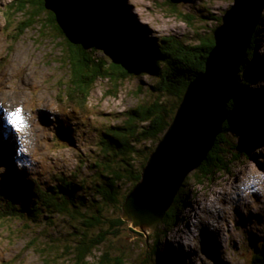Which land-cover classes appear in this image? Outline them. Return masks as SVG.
Listing matches in <instances>:
<instances>
[{
  "label": "rangeland",
  "instance_id": "374dc122",
  "mask_svg": "<svg viewBox=\"0 0 264 264\" xmlns=\"http://www.w3.org/2000/svg\"><path fill=\"white\" fill-rule=\"evenodd\" d=\"M24 1L0 0V133L9 136L8 145L7 141L0 148V193L10 181L16 182L20 189L14 198L21 210L17 218L0 220V264H77L68 252L83 232L80 222L45 208L38 212L30 183L38 182L45 193L54 195L66 180L91 186L104 133L128 127L130 114L152 107L161 96L157 80L151 76L137 74L118 86L99 79L87 111L63 110L58 95L70 83L69 71L62 66L64 51L56 34L44 24L26 29L29 17L20 11ZM103 1L125 13L128 27L147 39L173 37L187 45H198L202 37L214 35L235 3ZM259 24L255 65L260 74L249 91L251 97L259 95L263 100L258 127L264 135V13ZM97 48L96 58L108 63L126 56L125 49L108 37L99 38ZM162 103L172 109L176 100L168 96ZM18 110L24 121L19 132L9 122L10 114ZM59 114L68 115L72 141L61 130ZM230 141L235 148L246 145L237 137H230ZM154 147L151 143L140 146L143 152L138 161H144ZM247 147L249 153L245 152L239 162H230L226 173L205 186L194 184L198 170L187 178L189 207L182 215L184 222L168 238L177 264H253L257 248L264 243V226H260L261 221L264 224V143ZM216 196L220 201L214 208L210 200ZM210 204L219 213H209ZM125 223L118 235H110L105 246L89 259L90 264H99L104 253L113 258L124 255L126 264H174L151 258L150 247L155 245L159 229L146 235Z\"/></svg>",
  "mask_w": 264,
  "mask_h": 264
},
{
  "label": "trees",
  "instance_id": "16d2710c",
  "mask_svg": "<svg viewBox=\"0 0 264 264\" xmlns=\"http://www.w3.org/2000/svg\"><path fill=\"white\" fill-rule=\"evenodd\" d=\"M73 2L79 17L71 27L60 25L56 17L46 11L43 0H26L20 8V11L29 17L26 29L37 23L40 26L44 24L56 34L64 51L62 66L69 71L70 83L58 95L59 106L69 112H85L99 79L108 80L118 86L137 74L155 78L158 84L157 92L161 96V100L152 107L130 114L128 127L104 133L101 157L100 161L94 164L95 174L91 186H84V182L77 184L66 180L54 195L45 193L38 182L30 183L31 192L38 197L35 200L38 212L45 208L67 220L80 222L83 232L68 253L73 254L77 264H90L89 259L105 246L108 237L117 236L120 228L126 224L121 217L126 197L141 181L142 171L169 129L187 88L206 71L207 60L216 46V41L213 34L202 37L198 45H187L173 37L147 39L132 26L128 27L130 22L125 18V13L116 11L109 2ZM43 16L47 19H43ZM259 26L247 52L245 69L241 68L234 98L229 103V116L223 133L217 138L215 147L205 163L195 173V186H205L220 174L226 173L230 162H239L245 152L249 153L247 146L253 144L258 147L264 143V135L258 127L259 108L263 100L259 95L251 97L249 91L255 76L260 74L255 65ZM101 37H108L121 45L126 56L111 63L96 58L98 39ZM168 96L176 100L172 109L162 103L163 98ZM59 116L62 122L61 130L69 138L68 141H72L68 130V115ZM230 137H237L246 145L235 148ZM0 138V148H3L7 141L8 145V135L0 133ZM148 143L156 147L144 161L139 162L138 156L143 152L139 147ZM233 152L235 154H232ZM230 154L233 159L229 161ZM19 189L14 181L2 188L0 220L20 216L21 210L14 198ZM187 189H190V186L186 182L156 232L158 239L154 240L155 245L150 247L151 258L156 261H172L177 264L176 253L169 247L168 238L184 222L182 215L189 207L187 200L190 195L186 194ZM80 193L85 195L81 196ZM165 254L169 257H165ZM126 261L124 255L113 258L109 253H104L99 258V264H126ZM253 264H264V243L257 248Z\"/></svg>",
  "mask_w": 264,
  "mask_h": 264
},
{
  "label": "water",
  "instance_id": "95a60500",
  "mask_svg": "<svg viewBox=\"0 0 264 264\" xmlns=\"http://www.w3.org/2000/svg\"><path fill=\"white\" fill-rule=\"evenodd\" d=\"M58 23L71 27L77 20L73 0H43ZM214 32L216 46L206 71L187 88L174 119L151 154L141 181L122 206V220L137 232L155 233L187 178L207 160L223 133L228 106L264 13V0H234Z\"/></svg>",
  "mask_w": 264,
  "mask_h": 264
},
{
  "label": "snow or ice",
  "instance_id": "6c2138e0",
  "mask_svg": "<svg viewBox=\"0 0 264 264\" xmlns=\"http://www.w3.org/2000/svg\"><path fill=\"white\" fill-rule=\"evenodd\" d=\"M9 122L15 128L17 132L22 130L20 126L24 124V121L19 114V110L17 112L10 114Z\"/></svg>",
  "mask_w": 264,
  "mask_h": 264
},
{
  "label": "bare ground",
  "instance_id": "6f19581e",
  "mask_svg": "<svg viewBox=\"0 0 264 264\" xmlns=\"http://www.w3.org/2000/svg\"><path fill=\"white\" fill-rule=\"evenodd\" d=\"M79 17V16H78ZM254 96V95H253ZM9 154V153H8ZM38 198V197H37ZM220 201V198L219 197H215L214 199H211L210 200V202L213 204V207L215 208L216 207V204L218 203ZM213 207L211 206V204H210V207H208V208H210L209 209V213H212V214H217V213H219V211L218 210H214L213 209ZM221 212V211H220ZM208 213V214H209ZM216 218V217H215ZM242 219V218H241ZM241 219L240 218H238V221L239 222H241ZM258 222V221H257ZM205 223V222H204ZM205 225H207V223H205ZM262 225V227L264 226V224H263V222L261 221V223H260V226ZM209 226V225H208ZM217 228H215V232L217 233V230H216ZM259 229H261V228H259ZM263 229V228H262ZM209 230H211L210 229V226H209Z\"/></svg>",
  "mask_w": 264,
  "mask_h": 264
}]
</instances>
